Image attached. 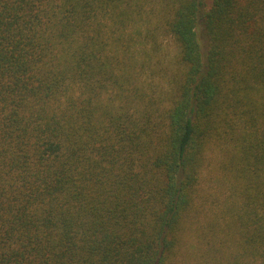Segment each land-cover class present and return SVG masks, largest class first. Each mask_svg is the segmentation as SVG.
<instances>
[{
    "label": "trees",
    "instance_id": "16d2710c",
    "mask_svg": "<svg viewBox=\"0 0 264 264\" xmlns=\"http://www.w3.org/2000/svg\"><path fill=\"white\" fill-rule=\"evenodd\" d=\"M181 257L264 264V0H0V264Z\"/></svg>",
    "mask_w": 264,
    "mask_h": 264
},
{
    "label": "rangeland",
    "instance_id": "374dc122",
    "mask_svg": "<svg viewBox=\"0 0 264 264\" xmlns=\"http://www.w3.org/2000/svg\"><path fill=\"white\" fill-rule=\"evenodd\" d=\"M163 43H164V49H163V53L165 54L166 52L169 53L171 51H173V45L170 41H167L166 39H163ZM185 255V249H183V257ZM176 264H196L195 259L194 258H190L189 262L187 263V259L186 261L182 260V257L177 261Z\"/></svg>",
    "mask_w": 264,
    "mask_h": 264
}]
</instances>
